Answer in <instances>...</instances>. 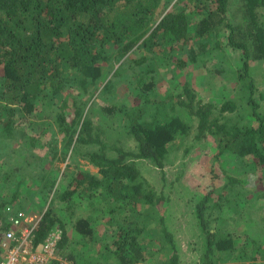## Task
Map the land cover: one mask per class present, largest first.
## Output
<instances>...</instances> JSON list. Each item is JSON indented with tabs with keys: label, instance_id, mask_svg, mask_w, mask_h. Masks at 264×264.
Wrapping results in <instances>:
<instances>
[{
	"label": "trees",
	"instance_id": "1",
	"mask_svg": "<svg viewBox=\"0 0 264 264\" xmlns=\"http://www.w3.org/2000/svg\"><path fill=\"white\" fill-rule=\"evenodd\" d=\"M162 5V0H0V141L12 158L0 161V238L10 227L7 206L20 209L22 187L34 182L46 207L32 232L35 246L61 230L58 253L73 264H105L106 255L120 264H186L179 247L182 228L170 222L172 195L154 186L142 163L159 169L165 183L173 152L185 158L209 147L217 151L214 161L234 157L238 175L227 172L221 187L196 202L198 241L188 242L195 254L191 261L221 264L233 255L264 264V241L227 226L233 218L228 212L237 216L232 229L240 220L246 230L257 225L241 205L254 194L264 201V0H195L193 10L185 2L159 16ZM227 48L239 56L234 72ZM113 60L120 62L113 78L129 79L132 106L105 97L115 84L103 82ZM189 64L216 68L209 73L233 82L230 93L237 97L218 105L187 84L163 98L152 74ZM211 80L207 75L204 85ZM90 104L111 121L105 118L109 128L97 124ZM46 111L60 135L56 149L63 161L69 155L86 158L97 174L86 170L78 178L66 169L59 179L42 167L34 150L44 141L32 132ZM37 124L44 131L46 120ZM122 132L131 140L129 148ZM109 133L116 135L112 143ZM24 155L26 161L14 159ZM250 172L256 176L253 188L247 187ZM14 173L10 192L6 185ZM85 205L90 209L83 214ZM260 219L257 226L264 230Z\"/></svg>",
	"mask_w": 264,
	"mask_h": 264
},
{
	"label": "rangeland",
	"instance_id": "2",
	"mask_svg": "<svg viewBox=\"0 0 264 264\" xmlns=\"http://www.w3.org/2000/svg\"><path fill=\"white\" fill-rule=\"evenodd\" d=\"M177 1L178 0H162L163 5L159 16L160 14L167 12L171 9H178V6H183L185 2L190 5V10L194 9V7L192 6L193 4H195V0H183V2L182 0H179V5L176 6L175 3ZM223 45H225V43H222V46ZM114 51H116L115 48ZM140 51L143 52V49H141ZM144 53L148 56H151L147 52ZM226 55L233 59L231 61L230 68L231 71L234 72L236 70L235 67L238 63L239 56L238 54L234 53L231 48H227ZM132 56L134 59L140 58V55ZM112 64L113 65L111 66V68L104 74L106 75V77L103 82L107 83L110 79H113L112 81H115V84L112 82L114 86L110 87L109 89L107 88L108 92L105 94V97L109 102L116 101L118 102V104L121 105L125 103L127 106H132L135 101V98L131 93L129 79L126 78V74H122L119 78H113L115 70L118 68L120 62L113 60ZM224 67L226 69V74L229 75L230 70L228 66L225 65ZM214 69L216 68L204 70L198 68L193 64H189L184 69H176L174 67L159 68L157 72L152 74V79L155 80V84L157 87L156 90L159 91L161 96H166L170 93H177L181 90L184 85L188 84L191 85L193 89H196L199 96L202 97L205 101H211L218 105H221L222 103L229 100L232 96L237 97V95L230 93V90L235 87V84L233 82L225 81V76L220 78V76L210 74L209 71H212ZM207 75H209V77L212 79L208 87L204 85L205 78L207 77ZM104 84L105 83H103V85ZM210 84H215L217 87L215 88ZM91 105L92 104H90L89 106ZM89 110L96 116V122L98 125H100V122H104L109 128L111 121L105 117L110 122V124L107 123V120L100 114L99 108L91 106ZM40 118L41 119L36 122V126H34L36 127V129L34 130L35 132H32V134H36V141H44L42 147L34 150L35 154H37V156H40L39 158L42 159L41 165L43 168L51 169L54 170L56 173H59V179L62 178V174L66 169H68L69 171H74L78 178H82V173L86 170H89L93 174L98 173V168L95 167L86 158L77 157L76 160V157L69 155L67 156L66 161H63V153L60 151V148L56 149V145L59 141L60 135L58 134L56 127H54V124H51L47 121V111ZM43 120H46V125L42 128V130L44 131H41L37 123ZM50 120H53V118H51ZM121 134V139L124 140V143L127 145V147L129 148V146H132L131 140L128 138L127 134H125L124 132H122ZM106 138L111 140L108 142L112 143L114 142L116 135L113 133H109ZM10 139L14 140L13 137ZM210 140L213 143L212 139ZM5 144L7 143L4 142L2 144L0 141V161L8 159L12 160V158L10 157L11 148L4 146ZM3 146L7 147L8 150H2L1 147ZM216 152L217 151H215V148H200L193 150L185 158H181V152H173L170 158H168L164 169L166 178L165 183L163 181L159 169L147 162L142 163L144 173L148 176L149 180H151L154 186L158 190L163 187L165 188L166 192H169L172 195V201L171 203H169V205H171L172 207V215L170 222L172 223V225L173 223H175L178 228H182V241L179 247L180 251H183V256L186 259V264H193V261L191 260L195 257V254L192 252V249L188 242L198 241L197 237H195L198 229L196 224H194L193 219V211L196 202L198 201V199L203 198L212 189L216 187H221L225 182V174L227 172L238 175V172L236 171L238 167L236 165L234 157L224 156L221 161H214L213 158ZM18 153L21 154V151H19ZM14 159H17L18 161H26V156L24 155L20 158L15 157ZM14 159L11 163L14 162ZM10 166L11 170H14L12 169L13 166ZM16 175L17 174L14 173V175H12L11 179L9 180L10 183L6 185L7 191L13 192V188L16 186L15 184H13ZM255 177L256 176L252 172L248 173V188H253ZM26 181L27 180L25 178V182ZM259 184L260 183H258L257 186ZM22 188L24 192L20 191L22 193V196L19 197L22 198V200L18 201V204H16L19 205L27 214L30 213L33 216L40 217L42 215V211L45 210L46 207L43 209L45 203L37 191L38 187L34 182H26V185ZM252 199L253 201H250L247 205H241L242 212H246V215L248 216L247 219H250L255 224L260 225L262 223L260 217H264V201L260 199L257 200L256 194H254ZM89 209L90 207L85 205L83 209V214L89 212ZM227 217H233L231 221L227 224V226L230 228L229 230L240 235L247 233L249 236H252L254 234L252 238L257 242L260 241L263 243L264 240L262 238V235L258 233L262 232V234H264L263 229L255 225L249 227V229L246 230L247 225L245 224L243 226L244 220H240L239 224H242L241 226L238 224L239 227L237 229H232V227L236 224L234 218H237V216H234L231 212H228ZM189 229H191L190 233L188 232ZM105 260V264H120L118 260H116L111 255H106ZM228 260L225 263L221 264L250 263V260L233 259V255L228 257ZM263 261L264 260H262V262Z\"/></svg>",
	"mask_w": 264,
	"mask_h": 264
},
{
	"label": "built area",
	"instance_id": "3",
	"mask_svg": "<svg viewBox=\"0 0 264 264\" xmlns=\"http://www.w3.org/2000/svg\"><path fill=\"white\" fill-rule=\"evenodd\" d=\"M9 230L0 238V264H73L58 253V242L62 231H52L44 243L35 246L32 232L41 216H33L22 208L11 205L6 208Z\"/></svg>",
	"mask_w": 264,
	"mask_h": 264
}]
</instances>
